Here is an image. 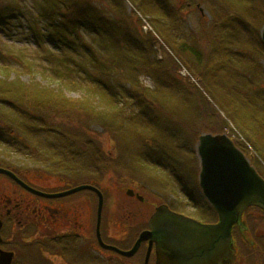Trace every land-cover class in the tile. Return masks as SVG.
<instances>
[{
  "label": "rangeland",
  "instance_id": "1",
  "mask_svg": "<svg viewBox=\"0 0 264 264\" xmlns=\"http://www.w3.org/2000/svg\"><path fill=\"white\" fill-rule=\"evenodd\" d=\"M86 1L91 2L94 7L97 6L104 16L118 18V21L124 23L131 34L136 35L140 39L141 47L143 46L145 52L141 51V54H137L138 48L135 47L132 42L124 47L125 54H130L135 61L141 62L137 67H135V62L130 63L128 65L129 69L137 70V81L145 91L156 92L155 94L158 98H165L159 101L158 106L160 109L170 111L169 114L174 112L175 114L184 115L182 124L174 122L176 116L171 117L168 115L167 118L163 117L161 119V124L164 127L159 129V127L147 123L146 115L150 117L153 116L154 113L159 114V109H155L153 101L150 109L142 112L143 109L140 107V104L134 101L135 97L131 96L130 99L125 98L122 105L119 103L116 104V107L121 110L122 115L125 113L127 114L125 119L127 123L124 125L125 127L117 131L123 133V137L106 134L96 123L88 128V134L90 136L93 135L103 146L105 153L113 159H116V155H119L117 153H120L119 141L120 138H122L124 141L129 140L128 147L134 151V155H137V153L140 155L139 157L141 160H139L143 162V165L139 163L137 165L144 168L145 171L151 169L146 167H152L153 165L156 167V161L159 160V181L164 184V187L163 185L160 186V182L157 184L159 185V194L164 201L176 205H186L182 204V202L188 203L187 198L180 192L181 188H183L184 192H190L192 196L196 198L197 188L195 187L194 180L196 179L198 162L197 158L194 156V141L198 133L202 131H204L203 133L214 131V129H211L212 126L214 125L216 128L221 124V127H223L222 132L227 135L234 134V137L237 138L238 141L243 142L246 146L248 154L258 160L250 141L245 138L237 125L243 124L246 116L251 117L254 115L258 118L264 115V58L259 57L260 52L256 51V48H253V50L248 48L245 32L229 33L225 36H220L218 33H215V29H213L214 27H212V25L215 24V21H218L216 17L217 19L224 20L226 17H230L231 11H228L226 7L217 2V0H165L169 6L171 5L173 7L172 11H176L179 8L183 13L177 15L175 18V22L179 19L177 23L162 19L169 30L168 34L164 36L155 29L152 24L153 20L151 21V14L156 7L157 9L159 8L157 2L160 0ZM188 2L190 3L189 5H187ZM258 2H255V5L260 8L263 4L258 5ZM21 4L23 14L32 18L27 22L33 20L34 23L35 17L39 15V11L42 12L45 8V3L43 6H40L38 0H21ZM185 4L187 8L184 7ZM197 5H199V9ZM199 10H202V12L200 13ZM261 13L262 9L254 13L253 16L255 17L252 18L254 20L250 21V24H247L250 29L258 28L262 18ZM49 21L55 25L57 19L49 18ZM145 21L149 23L157 36V38L155 37V41L151 40L152 43L149 51L147 49L148 46H145L144 42V33L149 30L147 25H145L146 30H144L143 26ZM22 22V24H15V26H13L14 32L9 36L0 32V47L6 49L7 52H13V50L18 51L19 49L25 51L27 60L30 64H33L32 66L37 72L40 69L46 68L48 72L46 73L45 71L44 75H41L42 77L36 75V80H34L38 87H46L49 85L48 83H52L51 73H49L51 68L49 65L50 60H47L49 57L46 52L54 50L55 44L48 36L47 29L44 28L42 33L37 34L34 30L33 23H26L24 20H22ZM223 22L224 21L220 22V26L225 25ZM202 28L209 33L210 38L204 37ZM79 33L85 36L84 39L86 42L95 47L97 52L101 54L108 52L107 49L99 47V40L94 31H87L81 28ZM180 48L195 55L200 62L198 65L204 66L207 77L194 70L195 68L192 67L185 56L180 54L182 52L178 53V49ZM226 48L228 49L227 51H225ZM195 50H198L199 53L196 54L194 52ZM79 57L82 59V64L87 65L85 59H87L89 55L85 57L79 55ZM255 57L261 60L257 62ZM11 58L12 57H6L4 61L0 59V64L9 67L16 65L18 60ZM127 61L128 60H126V62ZM157 61L162 64H173L175 67V74L160 71L159 64L156 63ZM247 62L249 64H258L260 71L259 75L253 78L248 74L246 70ZM142 65L147 67L148 74H144V71L138 70ZM87 66L88 68L90 67L89 62ZM27 78L28 75H26V73L23 74V76L20 77V82L32 84ZM185 85L189 87L185 88ZM162 86L170 87L166 95L163 94L161 90ZM125 88H127V86ZM53 89L57 90V87L54 86ZM158 90L159 93H157ZM119 91L120 96L125 95L124 90L120 89ZM79 93V91H65L63 95L65 98L78 99L81 96ZM188 95L191 101L187 99ZM142 100L144 101L142 104L143 107L147 104L148 98H142ZM165 106L167 107L166 109ZM208 106L212 108V112L220 114V117L228 124L227 127H224V124H222V121L219 122V119H209L207 121L205 113H207L206 109L209 108ZM4 107L9 116H3V122L0 120V139H2L1 136H3V138L6 137L9 141H16L19 146H21L19 141L26 142L27 146L35 147H37L36 144L39 143L38 146H40L39 148L43 153V148H41L44 144H42L43 140H46L47 145L50 146L53 140L59 142V139L63 137L70 136L75 139L79 137L78 133L74 132L81 127L82 122L77 116H75V118L71 117L62 120L51 127H46L47 125L40 124V122L30 117L27 112L20 113L18 110L11 109L8 104ZM144 115L146 122H141L139 119H142ZM129 122L133 124L131 125L132 127L127 125ZM187 123H191L193 128L195 127L197 129L193 131V138L188 139L185 137L184 131L182 130ZM30 125L31 127H28ZM10 126L18 128L14 133H8ZM207 126H211V128H205ZM29 128H31V132L38 134L32 135L29 133ZM262 128L263 127L257 123L251 126V129H254V131L257 130V133L262 136L261 139L264 141V130ZM52 129L56 130L51 131ZM127 129L129 130L128 134ZM3 130H7L9 136L6 133L2 134L4 133ZM160 130L163 134L160 133ZM43 131L46 133H42ZM235 131L239 132L240 136L237 135ZM211 134L214 133L212 132ZM85 135L87 136V134ZM247 136L253 140L250 133H248ZM149 138H154V140H158V142L165 145L168 154L164 155L159 153V159L156 157L157 154H149L148 150L153 147ZM148 143L152 145L147 147ZM2 146H5V144H2V141H0L1 152ZM74 147L75 151L80 154V148L77 146ZM141 150L144 153L143 155H141ZM181 154L185 155L181 161L176 163L178 168L166 170L165 167L169 165L172 167V164L168 160L163 159L175 157L180 159ZM6 156L2 159L0 157V161H2L3 165L7 162L5 159ZM124 156L127 163L129 161L127 150ZM67 160L74 165H80L79 160L76 158ZM262 161L264 163V159ZM255 167L258 168L257 165H255ZM37 171L38 174H47L41 169ZM156 172L157 170L154 169V173ZM176 174L178 176H176ZM66 176L72 181L78 177V180L74 181L75 183H91L97 187L99 186L107 195H116L118 197H120L122 193V191L119 190L122 189L125 184L123 181L130 179L126 176L116 178L115 176L107 175L103 180L99 181L97 175H92L91 169L86 171L82 167L77 169L66 167L65 174L61 177L63 178ZM131 180L139 182L137 179H130V181ZM168 187L171 191H168ZM191 203H193L192 200Z\"/></svg>",
  "mask_w": 264,
  "mask_h": 264
},
{
  "label": "trees",
  "instance_id": "2",
  "mask_svg": "<svg viewBox=\"0 0 264 264\" xmlns=\"http://www.w3.org/2000/svg\"><path fill=\"white\" fill-rule=\"evenodd\" d=\"M38 2L40 6H43L45 3V8L42 12L39 11V15L35 17V22L33 23V20L27 22L32 18L23 14L21 0H0V32L6 36L11 35L14 32L13 26L15 24H22V20L26 23H33L34 30L37 33H42L44 28L47 29L48 36L55 44L54 50L46 52L49 57L47 60H50L49 65L51 68L49 73H51L52 83H48L49 85L46 87H38L37 83L34 82L36 75H44L45 71L47 73L48 70L46 68L38 69V73L33 68V64H30L27 60L26 52L21 49L7 52L6 49L0 47V59L4 61L6 57H12L11 59L18 60V62L15 61L16 65L12 67L0 64V120L3 122V116H9L4 107L8 104L11 109L18 110L20 113L27 112L30 117L40 122V124L47 125L46 127H51L62 120L77 116L82 121V128L79 127L74 131L79 135L77 139L70 136L63 137L59 139V142L53 140L50 146L47 145L46 140H43L42 144H45L41 147L43 148V153L38 147H21L20 156H23L25 159L19 163L23 164L21 166L24 168H30L31 165L37 164L41 169L50 174L60 175H63L61 169L63 166L74 169L82 167L86 171L91 169L92 175H97L99 181L103 180L107 175L115 176L116 178L126 176L130 179H139L148 181L149 183H152L151 181L153 179L156 181L157 178L152 177V174L154 173V169L157 172L158 169L154 165L152 167L145 166L146 168H151L145 171L144 168L138 166V163L143 165V162H140V155L138 153L134 155V151L128 147L129 140L124 141L120 138V153H117L119 155H116L117 158L113 159L105 153L103 146L94 136L88 134V128L96 123L106 134L123 137L124 134L117 131L125 127L127 114L122 115L121 110L116 107V104L119 103L122 105L124 99H130L131 96L135 97L134 101L137 104H140V107L143 109L142 112L150 109L152 101L154 102L155 109H159V114L154 113L150 117L146 115L149 125L157 126L159 129L163 128L161 119L163 117L167 118L168 115L171 117L176 116L174 122L182 124L184 115L175 114L174 112L169 114L170 111L160 109L158 106L159 101L165 98H158L155 94L156 92L145 91L137 81V70H130L128 67L133 62L136 63L135 67H137L141 62L135 61L132 55L125 54L124 47L132 42L138 48L137 54H141V51H145L143 46L141 47L140 39L136 35L131 34L124 23L118 21V18L104 16L97 6L94 7L91 2H87L86 0H38ZM217 2L226 7L228 11H231V15L224 20L217 19L216 17L218 21H215V24L212 25L215 33H218L220 36H225L229 33L245 32L248 48L251 50L256 48V51L260 52L259 57L264 58V44L259 37V30L264 23V0H217ZM255 2H258V5H263L258 8ZM189 4L188 2L187 5ZM187 5L185 4L184 7L187 8ZM157 6L159 8L157 9L156 7L153 10L151 21L153 20L152 24L155 29L161 35L166 36L169 30L162 19L177 23L179 19L175 22V18L177 15H181L183 11L179 8L176 11H172L173 7L171 5L169 6L165 0L158 1ZM259 9H262V18L259 26L256 29H250L247 24H250V21L254 20L252 19L255 17L253 15ZM49 18H56V24H52ZM221 21H224V26H220ZM81 28L87 31H94L99 40V47L107 49L108 52L105 54L97 52L95 47L86 42L84 39L85 36L79 33ZM203 35L206 38H210L209 33L204 29ZM151 40L152 38L149 34L144 35V42L145 46H148V51L153 41ZM227 50L226 48L225 51ZM194 52L196 54L199 53L198 50ZM178 53L185 56L192 67L195 68L194 70L207 77L204 66L198 65L200 62L194 54L185 51L183 48L178 49ZM79 55L84 57L89 55L85 59L87 65L89 62V68L87 65L82 64V59ZM255 59L257 62L261 60L257 57ZM126 60L128 61L126 62ZM156 63L159 64L160 71L175 74L173 64H162L159 61ZM138 70H142L144 74H148V69L144 65ZM246 70L253 78L260 73L257 63L249 64L247 62ZM25 73L28 75L27 79L32 84L20 82V77ZM54 86L57 87V90L53 89ZM126 86L127 88H125ZM188 87L185 85V88ZM169 88V86H162L161 90L163 94L166 95ZM120 89L124 90L125 95L120 96ZM65 91H79L81 96L78 99L65 98L63 95ZM157 93H159V90ZM142 98H148L147 104L143 107L142 104L144 101ZM187 99L191 101L189 95ZM208 107L206 109L207 113H205L207 121L209 119H219V122L222 121L224 127H227V123L220 117V114L212 112V108L210 106ZM139 120L146 122L145 115ZM254 123L262 126L264 130V115L258 118L254 115L251 117L246 116L243 124L237 125V127L244 134L245 138L250 141L258 160L248 154V150L242 142L235 141L234 143L245 154L253 166L257 165L259 174L264 176V163L262 161L264 159V141L261 139L262 136L257 133V130L254 131V129H251ZM127 125L131 126L133 124L129 122ZM28 127H31V125ZM205 128L209 129L211 126ZM29 129V133L33 135L34 133L31 132V128ZM211 129H214V131L210 132L222 133L223 127H221V124L216 128L213 125ZM54 130L56 129H52L51 131ZM182 130L184 131L185 137L189 139L193 138V131L197 129L195 127L193 128L191 123H187ZM128 132L129 130L127 129V134ZM42 133L46 132L43 131ZM160 133L163 134L161 130ZM248 133L251 134L253 140L247 136ZM149 139L159 149V153L164 155L168 154L165 145L158 142V140H154V138ZM74 146L80 148V154L75 151ZM29 147L31 151H29ZM126 150L129 154V161L127 163L124 156ZM143 154L142 151L141 155ZM184 155L181 154L180 159L175 157L163 160H168L170 163H178L183 159ZM4 156H6V152L2 149V152L0 150V157ZM71 158L78 159L80 165H74L67 160ZM1 163L2 161H0ZM160 183V186L163 185L164 187V184L162 182Z\"/></svg>",
  "mask_w": 264,
  "mask_h": 264
},
{
  "label": "flooded vegetation",
  "instance_id": "3",
  "mask_svg": "<svg viewBox=\"0 0 264 264\" xmlns=\"http://www.w3.org/2000/svg\"><path fill=\"white\" fill-rule=\"evenodd\" d=\"M14 145L12 142V150L7 151L12 157L7 155L6 164L0 167L13 173L25 186L0 174V252L12 254L8 264H169L164 262L159 238L156 241L153 236L140 241L130 256L123 254L133 249L142 233L150 232V220L159 207L166 206L203 226L218 223L216 213L205 204L200 191L194 198L180 189L187 198L188 203L182 202L186 205L171 204L161 198L157 185L159 162L158 172L152 174L157 180L152 183L139 179L123 181L120 197L101 190L103 205L99 213L98 197L91 190L48 197L82 184L99 188L91 183H75L78 177L72 181L67 176L50 174L37 164L22 167L17 156L19 149ZM38 169L47 174H38ZM61 169L65 174L66 167ZM229 234V244L215 251V264H264V212L246 208L238 221L230 225ZM197 239L195 254L209 262L210 238Z\"/></svg>",
  "mask_w": 264,
  "mask_h": 264
},
{
  "label": "water",
  "instance_id": "4",
  "mask_svg": "<svg viewBox=\"0 0 264 264\" xmlns=\"http://www.w3.org/2000/svg\"><path fill=\"white\" fill-rule=\"evenodd\" d=\"M202 12V10H200ZM261 40L264 43V25L261 29ZM200 169L198 182L203 194L212 205L218 216L216 225H200L192 219L171 212L166 206L159 207L150 220V232L142 233L130 256L140 241L146 236H153L162 246L165 261L169 264H215L218 256L215 251L229 244V229L238 221L241 213L248 207H256L264 212V180L257 174L244 157L225 135H201L196 144ZM5 174L20 185L25 186L14 174L0 168ZM91 190L98 196V213L102 207V195L94 187L81 185L67 192L48 197H64L81 190ZM99 219H97V236ZM210 238L212 248L210 261L201 259L198 251V237ZM99 242L102 245V242ZM110 249V248H108ZM11 253L0 252V264H8Z\"/></svg>",
  "mask_w": 264,
  "mask_h": 264
}]
</instances>
